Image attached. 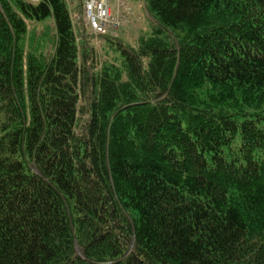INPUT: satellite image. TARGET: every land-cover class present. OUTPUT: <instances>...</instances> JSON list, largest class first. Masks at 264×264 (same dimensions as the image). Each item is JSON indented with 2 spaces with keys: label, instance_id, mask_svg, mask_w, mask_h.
<instances>
[{
  "label": "trees",
  "instance_id": "1",
  "mask_svg": "<svg viewBox=\"0 0 264 264\" xmlns=\"http://www.w3.org/2000/svg\"><path fill=\"white\" fill-rule=\"evenodd\" d=\"M143 1L0 0V264H264V0Z\"/></svg>",
  "mask_w": 264,
  "mask_h": 264
},
{
  "label": "built area",
  "instance_id": "2",
  "mask_svg": "<svg viewBox=\"0 0 264 264\" xmlns=\"http://www.w3.org/2000/svg\"><path fill=\"white\" fill-rule=\"evenodd\" d=\"M33 2L37 0H31ZM83 20L89 30L95 35L116 37L132 18L129 0H79ZM76 18L78 15H74Z\"/></svg>",
  "mask_w": 264,
  "mask_h": 264
},
{
  "label": "rangeland",
  "instance_id": "3",
  "mask_svg": "<svg viewBox=\"0 0 264 264\" xmlns=\"http://www.w3.org/2000/svg\"><path fill=\"white\" fill-rule=\"evenodd\" d=\"M71 4L69 5L73 19L75 22L76 29H82L86 30L87 33H89L87 28H84V25L86 26L84 20H83V10L81 5L78 3V0H69ZM113 4L116 2V0H112ZM130 8L133 13L132 18L129 20L128 24L123 27L117 34L118 37L124 39L126 43H130V45L137 47L139 40L143 36H147L151 32V26L153 24V19L147 12V8L144 4L143 0H130ZM74 14L78 15L76 18ZM92 33V32H91ZM90 34V33H89ZM92 43L94 47L97 48L99 53L102 52L103 48V41L102 39L91 37Z\"/></svg>",
  "mask_w": 264,
  "mask_h": 264
},
{
  "label": "bare ground",
  "instance_id": "4",
  "mask_svg": "<svg viewBox=\"0 0 264 264\" xmlns=\"http://www.w3.org/2000/svg\"><path fill=\"white\" fill-rule=\"evenodd\" d=\"M87 28V27H86Z\"/></svg>",
  "mask_w": 264,
  "mask_h": 264
}]
</instances>
